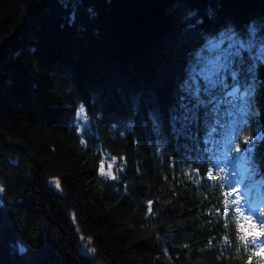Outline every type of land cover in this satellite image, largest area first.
<instances>
[{
  "label": "trees",
  "instance_id": "trees-1",
  "mask_svg": "<svg viewBox=\"0 0 264 264\" xmlns=\"http://www.w3.org/2000/svg\"><path fill=\"white\" fill-rule=\"evenodd\" d=\"M0 187V264H264V0H0Z\"/></svg>",
  "mask_w": 264,
  "mask_h": 264
},
{
  "label": "rangeland",
  "instance_id": "rangeland-1",
  "mask_svg": "<svg viewBox=\"0 0 264 264\" xmlns=\"http://www.w3.org/2000/svg\"><path fill=\"white\" fill-rule=\"evenodd\" d=\"M234 49H235V43L233 41H227V42H225L223 44L221 43V41L216 42V43L213 42V43L210 44V51H211V54H212L211 55V59L214 56V60H215V58L217 59V57H216L217 55H219L221 53H225L227 51H233ZM214 51H216V52L214 53ZM85 117H87L85 112L80 113L79 116L75 115V121L74 122L77 125L79 132H83V131H85V130L90 128L89 118L87 117V119H85ZM102 164L104 166L105 176L110 177L109 175H107V173L109 171H111L112 176H114V169H115V167L117 165L116 159L107 157L105 155L104 158H103ZM53 181H54V179H52L50 181V184L54 183ZM3 193H4L3 191H0V203L2 202V199H3ZM237 193H239V191ZM236 198H237V202H238L240 208L243 209L244 211L245 210L246 211L250 210L249 211V215H253V212H252V210H251V208L249 206V203L246 201V199L243 198V197L240 198L238 194L236 195ZM76 230H77V232L79 234L78 227L76 228ZM79 240H80V252H82L83 254H86L88 256L94 255L95 251H92V249H94V248H93V246L91 244V241H89L88 239L82 237V235H80V234H79ZM262 247L264 248V245H262Z\"/></svg>",
  "mask_w": 264,
  "mask_h": 264
},
{
  "label": "snow or ice",
  "instance_id": "snow-or-ice-1",
  "mask_svg": "<svg viewBox=\"0 0 264 264\" xmlns=\"http://www.w3.org/2000/svg\"><path fill=\"white\" fill-rule=\"evenodd\" d=\"M82 112H85V107L83 105L79 106L78 109L76 110V115L79 116L80 113ZM85 119H87V117H85ZM157 130L158 131H161L162 132V125L157 127ZM81 143H84V141L82 140ZM244 143H248L247 140L244 141ZM236 151H240V148H237ZM100 175L103 176L105 175V172H104V166L103 164H101L100 166ZM107 175H109L112 179H115V176H112V173L111 171H109L107 173ZM54 185H55V188L57 190H60L61 188V184H60V181L58 178H55L54 179ZM0 191H3L2 188H0ZM234 195L233 192H226L225 193V196H232ZM149 212L151 214V202H149ZM245 221L246 223L245 224H242L240 227H241V231L243 233V235L241 236V240L244 241L245 243H247L250 239L255 241V240H258L260 238H264V228H261L259 227L254 221H252L250 218L248 217H245ZM92 251H95V249H92ZM256 255H262L264 254V248L260 249L257 253H255Z\"/></svg>",
  "mask_w": 264,
  "mask_h": 264
},
{
  "label": "bare ground",
  "instance_id": "bare-ground-1",
  "mask_svg": "<svg viewBox=\"0 0 264 264\" xmlns=\"http://www.w3.org/2000/svg\"><path fill=\"white\" fill-rule=\"evenodd\" d=\"M231 178L233 179V177L231 176Z\"/></svg>",
  "mask_w": 264,
  "mask_h": 264
}]
</instances>
